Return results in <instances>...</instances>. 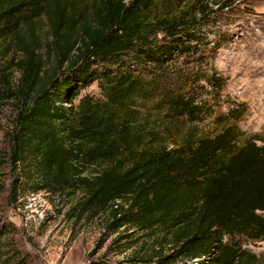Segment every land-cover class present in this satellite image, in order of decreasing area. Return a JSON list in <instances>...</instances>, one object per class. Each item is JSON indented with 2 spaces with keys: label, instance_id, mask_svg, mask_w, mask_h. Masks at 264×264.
Returning a JSON list of instances; mask_svg holds the SVG:
<instances>
[{
  "label": "trees",
  "instance_id": "1",
  "mask_svg": "<svg viewBox=\"0 0 264 264\" xmlns=\"http://www.w3.org/2000/svg\"><path fill=\"white\" fill-rule=\"evenodd\" d=\"M211 1L221 6L192 0L200 7ZM155 2L97 0L89 20L76 12L75 0H0V46L22 54L16 84L0 72V99L17 106L10 134L15 163L50 191L81 188L80 213L112 212L119 226L131 223L173 246L167 255L155 249L128 262L86 264H241L240 238L264 239V136L245 135L226 120L214 134L169 146L136 129L137 111L128 102L142 91V76L117 67L134 61L161 69L176 53L211 43L190 7L156 17ZM200 11L206 16V6ZM42 21L51 32L45 53L37 33ZM97 80L106 102L85 96L75 109L65 106ZM8 228L0 226V264H27L16 258L18 249L4 250Z\"/></svg>",
  "mask_w": 264,
  "mask_h": 264
},
{
  "label": "rangeland",
  "instance_id": "2",
  "mask_svg": "<svg viewBox=\"0 0 264 264\" xmlns=\"http://www.w3.org/2000/svg\"><path fill=\"white\" fill-rule=\"evenodd\" d=\"M75 1L76 12H86L91 20L97 0ZM217 1L220 7L213 1L200 7L192 0H156V17L184 14L190 7L192 17L201 19L200 23L196 20L197 27L210 45L199 44L196 53H176L161 63V69L134 61L117 67L142 76V91L128 103L137 111L136 129L148 130L146 138L158 140L155 143L172 146L189 135L194 139L211 135L226 120L237 123L245 135L264 136V0ZM205 6L206 16L200 18ZM37 33L41 49L48 52L51 32L45 21ZM163 34L160 31L158 36ZM21 56L13 46H0V72L14 84L20 76L15 63ZM85 96L92 103L107 100L97 80L65 106L75 109ZM16 113L14 99H0V226L9 227L2 235L8 255L16 248V258H25L27 264H86L92 259L128 262L155 255V249L165 255L173 252V246L155 233L131 223L119 226L112 212L94 217L80 213L81 188L50 191L36 175L29 176L28 167L16 164L13 156L10 134ZM93 173V167H88L85 175ZM240 241L246 250L241 264H264V239L241 237ZM16 258L11 261L16 263Z\"/></svg>",
  "mask_w": 264,
  "mask_h": 264
}]
</instances>
